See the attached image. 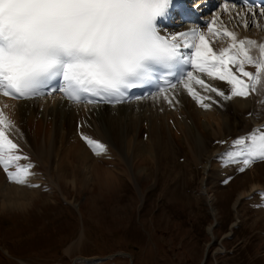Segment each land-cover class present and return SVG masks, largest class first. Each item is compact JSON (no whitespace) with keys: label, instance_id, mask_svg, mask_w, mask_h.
<instances>
[{"label":"snow or ice","instance_id":"1","mask_svg":"<svg viewBox=\"0 0 264 264\" xmlns=\"http://www.w3.org/2000/svg\"><path fill=\"white\" fill-rule=\"evenodd\" d=\"M242 3L246 11L237 15L245 28L257 16L264 17V4L257 8L249 0ZM174 6L175 0H0V96L28 100L59 92L77 105L122 104L147 98L130 97L128 89L153 84L157 91L149 95L154 101L175 107L180 102L176 90L182 86L196 105L209 110L218 103L215 98H248L264 87V42L239 39L222 23L213 27L229 4L207 25L215 38L230 40L219 50L213 47L216 40L209 41L200 28L163 33L158 18ZM230 8L236 9L237 3ZM248 14L253 20L244 19ZM253 49L258 54L253 55ZM177 64L192 70L180 69L177 75ZM197 73L224 82L228 94ZM193 83L215 98L201 94ZM7 108L6 103L0 106V169L7 182L38 188L29 183L32 164L18 163L28 157L17 154L19 145L8 136L15 123ZM79 135L97 156L107 151L84 131ZM232 149L221 154L222 163L240 165V173L264 161V128L233 139Z\"/></svg>","mask_w":264,"mask_h":264},{"label":"rangeland","instance_id":"2","mask_svg":"<svg viewBox=\"0 0 264 264\" xmlns=\"http://www.w3.org/2000/svg\"><path fill=\"white\" fill-rule=\"evenodd\" d=\"M245 67L249 71L253 68ZM225 112L232 126L222 128L223 134L219 133L217 138L209 136L207 143L197 151L194 144L190 150L176 141L166 142L160 138L153 141L155 144L151 142L152 149L156 147L154 151L158 153L149 156L135 150L134 145L127 151L124 139L104 140L107 151L99 156L90 154V159L118 176L119 181L107 188L90 184L72 188L68 181L73 178L70 163H64L67 171L63 170L59 178L54 174L52 179H59L61 192L68 200L76 202L77 207L65 201L57 189L51 190L52 181L42 177L47 190L37 193L30 211L0 214V264H68L74 257L84 255L94 258H79L74 264H200L210 241L207 228L212 223L207 195L202 193L204 176L206 188L213 197L212 208L217 213L214 236L225 235L230 231V224L237 220L232 236L222 240L224 249H219L215 241L208 249L204 264H264V161L255 162L243 173L236 170L240 165H233L236 166L233 174L226 167L216 170L215 167L224 164L215 165L213 157L218 156L219 148L228 146L217 141L234 139L235 132L244 125L232 123L234 111L226 108ZM88 114L69 123L85 127V134L94 138L88 129L94 115ZM29 119L26 116L14 123L28 140L32 148L28 153L37 163L38 137H43L48 129L44 125V131L36 133L33 127L37 122L33 118V125H29ZM19 122H26L27 126ZM35 134L38 137L35 138ZM50 143L54 149L59 140ZM163 151L166 154L161 155ZM40 157L36 165L40 174L47 168L53 171L52 158ZM70 158L68 161L72 160ZM75 159L81 164V158ZM204 162L210 164L207 176L201 167ZM140 168L142 170L138 171ZM78 172L79 175L74 172L77 180L83 174L80 169ZM226 179L228 183H224ZM252 187L256 189L252 191ZM240 194L235 211L234 203ZM79 232L83 234L80 243L66 254L65 248Z\"/></svg>","mask_w":264,"mask_h":264},{"label":"bare ground","instance_id":"3","mask_svg":"<svg viewBox=\"0 0 264 264\" xmlns=\"http://www.w3.org/2000/svg\"><path fill=\"white\" fill-rule=\"evenodd\" d=\"M221 9L222 8H215L211 13L208 12L207 17L209 18L210 23L213 22V18L216 17L218 13H221ZM236 14L237 11H224L219 16L220 19L218 18L217 23L213 25L214 29L222 23L223 26L227 28V30L234 31L239 39H241V37L244 35L245 38L254 39L257 41V43L264 42V20L258 21V18H256L253 27L249 29L244 27L243 19L241 20L239 15L235 16ZM231 15L232 18L227 19V16L228 18H230ZM223 19L226 20V22H223ZM244 19L250 20L251 17H245ZM251 20H253V17ZM257 24L260 25L259 28L257 27ZM176 28V26L170 27V29L172 30H175ZM203 29H206L207 31V26L204 25ZM205 33L209 41L216 40V42L213 44V47L216 50H219L222 47H227L228 43H230L228 37L220 36L219 38H215L211 33H208V31ZM252 54H258L257 50L253 49ZM250 67L253 66L250 65ZM250 71H254V67L251 68ZM197 75H200L201 78L206 80V82L213 83L214 85L221 87L225 92H228V88L224 84V82L213 81L211 80V78L200 73H197ZM193 86L197 91L201 92V94L212 95L215 98V94L205 93L199 85H195V83H193ZM176 96L180 102L179 104H176L175 107H170L162 100L154 101L150 95L146 99H142L139 101L134 100L128 103H122L113 106L106 104L77 105L75 103L68 102L67 100L62 99L61 97L56 95L47 98L41 97L28 100H13L1 96L0 106L5 103L8 104V108L5 109V111L14 122L27 116L31 118L29 119V125H33V118L35 119V122H37L33 127L36 133H39L40 131L42 133V129L45 126L48 130L44 131L43 129V137L45 134H47L46 137H44L47 140V143L45 142V144L44 138L42 136L38 137L35 134V138H39V146L35 147V150L38 152L37 163L34 161L33 155L31 153H28L32 150V148L30 147V145H28V140L23 137V133V136L21 135V129L19 130L20 127H15L8 133L11 139L13 138V141L17 142L19 145V152L17 154L21 157H28V159H21L20 161H18V163L21 165L32 164L33 166V175L29 178V183L39 185V187L29 188L26 186H17L11 182H7L6 176L5 174H3L2 169H0V186L10 185L22 187L27 190H31L32 192L38 193L40 190L44 189V179L51 180V190L57 189L65 201L77 207L78 204L76 202H74L73 200H68L65 194L61 192L62 190L59 179H56L55 181L52 179L54 177V174L59 178L62 175L61 172H63V170L67 171L65 167H63L64 163H70V172L72 174L71 177L73 178L68 179V181H71L72 188H79L80 184L81 186L86 185L87 187L88 184H90L91 187H93V185H97L99 188H107L114 182L119 181L118 176L111 173L109 171V168L107 170V168L102 167L101 165L93 162L90 159V154L93 155L95 153H93L87 146V144L80 139L79 135V132L81 130L86 133V128H80L79 126L81 125H78V123L76 125H71L69 123V121H72V123H74L75 121L73 122V120L81 119L80 117L86 116L85 114L87 113H93L92 115H94V118H92V120L90 119L91 125L87 121H84L85 123L89 124L88 129L92 133L91 135H93L94 139L97 138L102 140H109V142L117 138H120V140L124 139L126 141L124 143L126 144L127 151V148H130L132 145H134L137 147V149L134 148L135 150L143 152L144 154H147L149 156L158 153L154 151L156 147L152 149V144L154 143V140L156 142V140H159L160 138L164 139V141L166 142L176 141V143L178 142L180 144H183L190 150L194 148V146L191 147L192 144L197 146V149L194 150L197 151L201 149L203 147V144L208 141L209 136H216L217 138V135H219V133L223 134L222 128H225V126H227L228 124L232 126L231 121L228 120L229 115L225 112L226 108H229L236 113L235 117H231L233 124L236 125L239 122L244 123L242 127H239L240 131L235 132V136H247L251 131L264 128V87L260 88L256 93H252L248 98H234L232 101H223L221 98H215L218 100V103L209 110H203L198 105H196L195 101H193L192 98L187 95V92L181 86H179L176 90ZM116 120H118L119 123H117L118 121ZM99 123L101 127H98L100 126ZM25 125L27 126V124ZM31 137L33 138V136ZM54 140H57V142L59 140V144L53 149V147H51L52 144L50 143V141L53 142ZM161 143H163V141ZM163 154H166V151L161 152V155ZM46 155L48 159L52 158L51 161H53L55 166L53 167V171L48 170L47 168L46 172L40 174L36 165L40 163L38 161L39 159H41L40 156L44 157ZM110 156L108 154V157ZM69 158L72 160L68 161ZM75 158L82 159L81 164L78 162L80 165L76 163ZM201 167L202 171L207 176V171L210 169V164L204 162ZM50 168H52V166ZM79 169L83 171V174L81 175L82 177L78 178L77 180V178H75V176L77 175L74 172L77 171V174L79 175ZM141 170L142 169L140 168L138 171ZM61 178V180L65 179V177L63 178V176ZM205 178L206 177L204 176L201 183L202 186H200L202 187V193H206L207 196L210 197L208 200V204L211 210L210 212L213 215L214 220L217 222V219L215 217V215L217 214L216 210L212 208L213 205L211 199L213 197L211 192H209V190L206 188ZM79 181H81L82 183H80ZM253 187L255 186L253 185ZM241 196L242 195L240 194L234 203L235 211ZM236 221L232 225H234ZM232 225L229 227L230 231H227L225 235H228L230 233L232 234ZM207 230L208 233L210 235L212 234L214 237V225L212 223L207 228ZM82 233H80L81 237L80 235H78L67 245V247L65 248L66 254H69L70 251L74 249V247L76 248L78 246L83 236ZM219 249L223 250L222 242H220Z\"/></svg>","mask_w":264,"mask_h":264},{"label":"clouds","instance_id":"4","mask_svg":"<svg viewBox=\"0 0 264 264\" xmlns=\"http://www.w3.org/2000/svg\"><path fill=\"white\" fill-rule=\"evenodd\" d=\"M37 195L22 187L0 186V214H24L30 211L35 205Z\"/></svg>","mask_w":264,"mask_h":264}]
</instances>
